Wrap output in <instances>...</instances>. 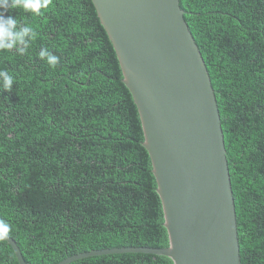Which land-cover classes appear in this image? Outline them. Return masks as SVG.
<instances>
[{
    "label": "trees",
    "instance_id": "16d2710c",
    "mask_svg": "<svg viewBox=\"0 0 264 264\" xmlns=\"http://www.w3.org/2000/svg\"><path fill=\"white\" fill-rule=\"evenodd\" d=\"M215 93L241 264H264V0H179ZM4 11L36 38L0 50V219L26 264L90 251L168 247L137 108L90 0ZM48 48L52 68L39 58ZM0 264H19L0 239ZM70 264H172L118 254Z\"/></svg>",
    "mask_w": 264,
    "mask_h": 264
},
{
    "label": "water",
    "instance_id": "95a60500",
    "mask_svg": "<svg viewBox=\"0 0 264 264\" xmlns=\"http://www.w3.org/2000/svg\"><path fill=\"white\" fill-rule=\"evenodd\" d=\"M90 1L137 108L168 247L90 251L58 264L137 253L172 264H241L216 97L179 0ZM1 240L26 264L13 239Z\"/></svg>",
    "mask_w": 264,
    "mask_h": 264
},
{
    "label": "clouds",
    "instance_id": "9594fccd",
    "mask_svg": "<svg viewBox=\"0 0 264 264\" xmlns=\"http://www.w3.org/2000/svg\"><path fill=\"white\" fill-rule=\"evenodd\" d=\"M51 0H0V50H13L23 55L28 50L30 43L36 38L37 33L27 25H20L13 16H5L4 11H13L17 8L24 9L34 15H41ZM39 58L55 68L59 64V57L48 48L39 51ZM14 78L7 70H0V91H12ZM11 225L0 219V239H5L11 232Z\"/></svg>",
    "mask_w": 264,
    "mask_h": 264
}]
</instances>
